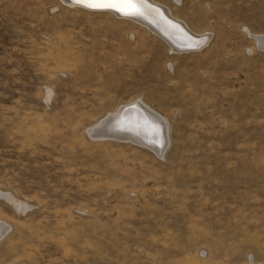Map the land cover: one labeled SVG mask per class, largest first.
<instances>
[{
    "label": "rangeland",
    "instance_id": "374dc122",
    "mask_svg": "<svg viewBox=\"0 0 264 264\" xmlns=\"http://www.w3.org/2000/svg\"><path fill=\"white\" fill-rule=\"evenodd\" d=\"M155 1L207 46L0 0V190L25 206L0 198V264H264V0ZM135 100L168 121L164 158L94 131Z\"/></svg>",
    "mask_w": 264,
    "mask_h": 264
},
{
    "label": "bare ground",
    "instance_id": "6f19581e",
    "mask_svg": "<svg viewBox=\"0 0 264 264\" xmlns=\"http://www.w3.org/2000/svg\"><path fill=\"white\" fill-rule=\"evenodd\" d=\"M65 1H67L72 6L75 5L92 11L111 12L117 15L118 17L131 18L133 20L138 21V23L141 22V24L144 23L147 26L149 25L148 28H152L154 33L158 34L159 36L166 39L170 43V46H172L171 51L182 52L183 49L185 50H189V49L194 50V48L198 49L199 47L201 48L203 44L205 43L207 44L208 41V38L206 37L204 39V42L199 44L200 46H196L197 44L195 46H192L191 44L193 43L192 41L193 39L191 38L189 39L187 36H185V38L183 36L182 38L181 36H179V38H177L178 36L177 37L174 36L176 38L175 40V38L171 36L172 34L168 33L166 28L162 27L159 22L160 21L159 16H161L160 13H162L163 17L166 18H168L169 16L171 17L170 13L164 7L160 6L156 2L155 4L153 0H141L142 14H136V15H126L114 9L91 8L88 7L86 4L77 3L76 0H65ZM147 20L148 21L155 20L156 22L150 23ZM176 28L177 27H175V29ZM258 38L260 41L259 43L260 48L264 49V36H259ZM177 39L179 40V42L183 43V45L181 43L176 44ZM184 46H188V47H184ZM51 96H52V91L50 90L49 99L51 98ZM94 131L98 132L97 134H99L101 138H111V139L115 138L117 140L129 141V142L137 143L139 145L147 144L150 142L154 143L153 145L160 143L159 149L157 150L154 149V150L157 151V153L161 158H164L165 152L170 144L168 121L166 120L165 117L161 116L160 114L149 108V106H147L141 100H135L128 104L122 105L115 112L108 114L107 117L101 119V121H99L96 124ZM2 197L3 198L5 197L4 199L9 200V202L11 201L16 209L24 211L25 206L23 205V203L17 202L15 198L11 197L8 193H5L4 191L0 190V198ZM10 230L11 227L0 220V240ZM250 264H254V262L251 261Z\"/></svg>",
    "mask_w": 264,
    "mask_h": 264
},
{
    "label": "crops",
    "instance_id": "0c3cea01",
    "mask_svg": "<svg viewBox=\"0 0 264 264\" xmlns=\"http://www.w3.org/2000/svg\"><path fill=\"white\" fill-rule=\"evenodd\" d=\"M153 2L155 3L156 1L155 0H153ZM157 3V2H156ZM155 3V4H156ZM157 4H159V3H157ZM160 6H162V7H164L169 13H170V15H171V17L169 16L168 18H166V17H163V15H162V13H160V15L161 16H159L160 18V24H161V26L162 27H164V28H166V30L168 31V33H171L172 35V37H174V36H178L177 38H179V36H181V38H182V36L185 38V36H187L189 39L191 38V39H193L192 41H193V43L191 44L192 46H195L196 44V46H200L199 44H201V43H203L204 42V39L207 37L208 38V41H207V44L209 43V40H210V36L209 35H207L206 33L205 34H202V35H199V34H195L190 28H189V26H188V24L186 23V22H184V21H182V20H180V19H178V17H176V16H174L173 14H172V12H171V10H170V8L169 7H167V6H164V5H162V4H159ZM152 7V6H151ZM159 15V14H158ZM167 19V20H166ZM164 22V23H163ZM172 24V25H171ZM175 27H177L176 29H175ZM247 29V28H246ZM177 31V32H176ZM249 30L247 29L246 30V32H248ZM187 33V34H186ZM179 34V35H178ZM249 34L252 36V38H254L257 42H259L260 43V41H259V36H264V35H262V34H253V33H250L249 32ZM207 35V36H206ZM202 38H201V37ZM162 38V37H161ZM175 38V37H174ZM164 39V38H163ZM169 45H170V43L166 40V39H164ZM175 40H176V38H175ZM195 41H196V43H195ZM263 42V41H262ZM179 43H181V42H179V40L177 39V41H176V44H179ZM182 45H183V43H181ZM207 44L205 43V44H203V46L200 48V49H202V48H204V46H207ZM185 45V44H184ZM259 45V44H258ZM184 47H188V46H184ZM170 48H172V46H170ZM199 48L197 49V48H194V50L196 49V50H199ZM259 48H260V46H259ZM192 49H189V50H185V49H183V51H191ZM182 51V52H183Z\"/></svg>",
    "mask_w": 264,
    "mask_h": 264
},
{
    "label": "snow or ice",
    "instance_id": "6c2138e0",
    "mask_svg": "<svg viewBox=\"0 0 264 264\" xmlns=\"http://www.w3.org/2000/svg\"><path fill=\"white\" fill-rule=\"evenodd\" d=\"M96 9H114L126 15L142 14L141 0H76Z\"/></svg>",
    "mask_w": 264,
    "mask_h": 264
},
{
    "label": "water",
    "instance_id": "95a60500",
    "mask_svg": "<svg viewBox=\"0 0 264 264\" xmlns=\"http://www.w3.org/2000/svg\"><path fill=\"white\" fill-rule=\"evenodd\" d=\"M159 30H160V28H159Z\"/></svg>",
    "mask_w": 264,
    "mask_h": 264
}]
</instances>
